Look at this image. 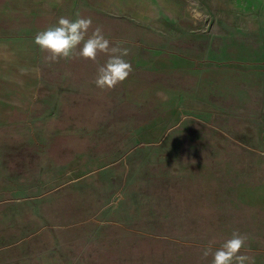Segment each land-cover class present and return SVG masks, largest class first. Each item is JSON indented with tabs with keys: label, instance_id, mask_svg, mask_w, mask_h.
<instances>
[{
	"label": "rangeland",
	"instance_id": "obj_1",
	"mask_svg": "<svg viewBox=\"0 0 264 264\" xmlns=\"http://www.w3.org/2000/svg\"><path fill=\"white\" fill-rule=\"evenodd\" d=\"M61 17L91 18L89 36L99 26L127 49L129 76L102 91L108 56L49 61L34 38ZM263 149L264 0H0L5 195L89 176L68 195L81 214L118 203L127 231L102 234L141 257L127 264H212L204 249L234 232L246 264H264Z\"/></svg>",
	"mask_w": 264,
	"mask_h": 264
},
{
	"label": "crops",
	"instance_id": "obj_2",
	"mask_svg": "<svg viewBox=\"0 0 264 264\" xmlns=\"http://www.w3.org/2000/svg\"><path fill=\"white\" fill-rule=\"evenodd\" d=\"M150 87L160 86L155 81ZM175 94L174 91L173 96ZM174 103H167L170 113L167 117L162 116L166 121L175 119ZM184 117L185 114L180 113L177 118ZM151 118L154 117L145 119ZM151 125L152 122L148 128H141L140 136L148 131L150 134ZM157 129V135L170 132L166 124ZM114 164H104L100 172L105 173ZM86 177L89 176L65 182L52 192L43 190L35 195L26 192L25 186L7 195L0 192V264H127L137 263V258L140 262L141 257L133 259V256L126 255V240H105L102 234L127 231L125 224L114 223L113 208L118 203L107 202L98 212L81 214L79 196L68 195L70 190L79 186L77 181ZM52 198L54 208L48 203Z\"/></svg>",
	"mask_w": 264,
	"mask_h": 264
},
{
	"label": "clouds",
	"instance_id": "obj_3",
	"mask_svg": "<svg viewBox=\"0 0 264 264\" xmlns=\"http://www.w3.org/2000/svg\"><path fill=\"white\" fill-rule=\"evenodd\" d=\"M91 26V18L78 17L70 20L61 17L57 25L39 32L34 43L49 54L48 60L51 62L69 60L74 56L96 61L100 54L108 56L106 62L98 67L94 83L102 91L111 90L129 76L133 67L124 59L128 55L127 49L111 46L99 26L89 36L88 30ZM245 243L246 237L234 232L214 253L210 246L205 248L202 257L212 254V264H246L249 257L241 254Z\"/></svg>",
	"mask_w": 264,
	"mask_h": 264
}]
</instances>
